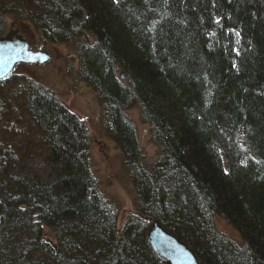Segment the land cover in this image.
Masks as SVG:
<instances>
[{
  "label": "trees",
  "instance_id": "trees-1",
  "mask_svg": "<svg viewBox=\"0 0 264 264\" xmlns=\"http://www.w3.org/2000/svg\"><path fill=\"white\" fill-rule=\"evenodd\" d=\"M46 1L0 0V35L16 18L42 44L76 39V72L110 111L142 214L116 229L86 166L83 122L28 79L23 105L58 169L41 184L11 148L0 150V264H164L147 240L148 218L199 264H264V0ZM114 63L129 86L115 80ZM135 106L158 145L144 167L122 116ZM7 110L0 103V129ZM21 150L25 162L31 150ZM9 159L16 177L3 173ZM215 215L240 242L214 226Z\"/></svg>",
  "mask_w": 264,
  "mask_h": 264
},
{
  "label": "rangeland",
  "instance_id": "rangeland-1",
  "mask_svg": "<svg viewBox=\"0 0 264 264\" xmlns=\"http://www.w3.org/2000/svg\"><path fill=\"white\" fill-rule=\"evenodd\" d=\"M4 23V34L17 28L19 33L28 41L32 50L45 52L48 55L49 59L44 64L20 62L16 68L14 67L16 69L14 70L16 72L25 71L24 75H30V78L41 83L50 92L51 96L53 95L59 100L63 108L74 113L86 125V131L92 136L90 138L91 145L87 144L88 156L86 158L87 163L91 166V170L98 179V189H95L99 190L101 194L99 196L104 203L108 200L112 204L115 203L121 206L122 211L117 218V226L119 229L122 228L128 213L134 212L131 198L134 189L132 186L133 180L130 179L131 172L127 176L128 171H125L123 168V157L119 148L112 142V137L108 135L109 131L106 129V124H109V120L104 116L106 115L104 113L106 110L105 105H102L90 83L86 79L87 82L80 80L75 74L78 67L77 51L75 50L78 47L76 39L72 38L61 46L47 47L42 44L39 36L28 24H22L16 18H6ZM1 86L0 93L3 91L8 93V97L0 98L1 105L7 106L8 109L7 116H2L5 119V126L0 129V150L3 154V152L8 151L9 147L13 146V149L15 146L19 148L23 147L19 142L23 141L22 139L24 138L22 137L18 142L15 135L16 128L21 127L24 129L25 131L16 134L24 135L26 138L36 139L38 135L33 130L31 131L32 123L26 120L29 125L26 124L24 115L20 113L18 104H22V102L19 101L20 97L17 98L12 95L10 83L6 81ZM137 108L135 106L127 114L137 130V141L142 153L141 155L145 163L149 164V161L156 156V149L153 143L147 140V133L144 130L145 127L141 124ZM6 133L10 134V138H8L9 136ZM33 148L34 150H38L31 153L32 159L35 160V153L42 151V149L39 145H33ZM11 154L13 155V153ZM17 159H19L18 165L23 164L26 168L28 167L26 161L24 162L21 158ZM20 162L22 163L20 164ZM5 165L8 168L7 170L10 167H16L11 159ZM50 175L49 171L45 173L46 177ZM108 201L107 204L109 205ZM215 223L222 233L228 234L237 242L240 241L237 231L223 219L217 218L215 219Z\"/></svg>",
  "mask_w": 264,
  "mask_h": 264
},
{
  "label": "bare ground",
  "instance_id": "bare-ground-1",
  "mask_svg": "<svg viewBox=\"0 0 264 264\" xmlns=\"http://www.w3.org/2000/svg\"><path fill=\"white\" fill-rule=\"evenodd\" d=\"M47 1H50V0H47ZM46 1V2H47ZM37 27L39 28L40 27V25H37ZM91 37H93V36H91ZM25 42H26V44H28V48H27V50L28 51H30V52H32V53H37V51H35V50H32L31 48H30V44L28 43V41L25 39ZM46 45L47 47H49V46H56V45H59V46H61L62 44H65L63 41H60V42H56V41H53V40H48V39H44L43 40V45ZM76 51H77V48L75 49ZM77 54V53H76ZM78 55V54H77ZM48 59H49V57L48 56H46V57H43L39 62H37V64H44V63H46L47 61H48ZM17 61H20V59H17ZM25 62H27V61H25ZM18 64H16V66H17ZM77 65H78V60H77ZM16 66H15V68H16ZM16 70V69H15ZM14 70V73L13 72H9V73H7L6 75H5V77L4 78H0V81L1 80H3V79H7V82H9L10 83V90H11V92H12V95L13 96H15V97H20L19 98V101L20 102H22V104H18V106H19V110H20V113H22L23 115H24V117H25V122H26V124H28V122H31L32 123V127H31V131L33 130L34 131V133L35 134H37L38 136L36 137V139L35 138H26V137H24V135H21V134H16V133H19V132H23V131H25L24 129H22L21 127H19L18 129L16 128L15 129V135L17 136L16 138H17V140H18V142L20 141V139L23 137L24 139H22L23 141H20L19 142V144L21 143V146H23V147H21V148H19V147H17V146H15L14 147V149H13V146L12 147H9V148H11V153H13V156H15V158H20L21 157V155H20V153L22 152V148L24 149V150H26V151H28V150H31V152L29 153V155L27 156L28 158H26L25 159V161L27 162V166H28V168L29 169H31L30 170V172L32 173V175H35V180H37L38 182H40L41 184H48V183H50V180H52V178L53 177H55L57 174H56V171L54 170L55 168L56 169H58V167L56 166V165H53L52 164V162H49V161H47L46 160V149L45 148H47V147H45L46 145L44 144V142L43 141H41V139L39 138V135H42L43 133H44V131H43V129H41V127L39 126V125H36V123H34V121H33V119L31 118V115H30V113L31 112H29V110H28V103H26L25 105H23L24 104V99L25 98H27L28 96H27V94H28V92H29V86H30V84H27V82H26V80H28L29 79V81L31 82V83H36V84H41V83H39V82H37V81H35L33 78H30V75H24L26 72L25 71H15ZM77 70V69H76ZM75 74H76V76H78V78L80 79V80H84V79H86L83 75H81V73H79V71H77V72H75ZM113 74H114V78H115V80L118 82V83H120V84H123V85H125V86H129L128 85V79H129V75L126 73V71L123 69V67H122V65L120 64V63H114V65H113ZM75 77V76H74ZM76 78V77H75ZM84 78V79H83ZM1 84H3V83H0V87H2L1 86ZM6 97H8V93L6 92H1L0 93V98H6ZM99 100L101 101V102H104L103 101V99L101 98H99ZM59 101V100H58ZM102 105H105V103L104 104H102ZM137 108V107H136ZM132 109V108H131ZM131 109H127L126 111H124V114L122 115L126 120H127V122L129 123V124H131V125H133V127H134V130H135V137H136V140H137V136H138V133H137V130L135 129V126H134V124H133V122H132V120L129 118V116H128V114H127V112L129 111V110H131ZM67 110V109H66ZM137 110H138V113H139V115H140V118H141V124H142V126L143 127H145V129L144 130H146V133H147V140L148 141H150V143H153L151 140H150V134H151V120H150V118L148 117V116H146V115H141V113H140V111H139V109L137 108ZM69 111V110H68ZM69 113H71V114H73L74 116H75V114L74 113H72L71 111H69ZM107 115H105V117L109 120V115H110V111H109V114L108 113H106ZM28 122H27V121ZM127 123V124H128ZM80 124H81V128L82 129H84V131L86 132V135H87V138H86V144H90L91 145V143H90V138H92V136L89 134V132H87L86 131V125L84 124V123H81L80 122ZM128 124V125H129ZM29 125V124H28ZM110 125H111V121L109 120V124L107 125L106 124V129H107V131H109V132H111L110 131ZM130 126V125H129ZM7 128H8V126H6ZM11 127H12V125H11ZM142 127V128H143ZM14 133V132H13ZM7 134V133H6ZM9 137L8 138H10V134H7ZM108 135H110L111 137H112V134L110 133H108ZM39 138V139H38ZM111 140H112V142H114L115 143V145H117V147L119 148V150L121 149L120 148V145H119V142H117L116 141V139L114 138V137H112L111 138ZM15 141V140H14ZM156 144V143H155ZM154 143H153V145L155 146V149H157V144L155 145ZM33 145H39V146H41V149H42V151H39L38 153H35V160H33L32 159V157H31V153H33L34 151H38V150H34V148H33ZM16 147H17V149H16ZM140 148V147H139ZM14 150H15V152H14ZM86 151L88 152V146H87V149H86ZM121 152V151H120ZM156 152V151H155ZM122 154V153H121ZM88 155V154H87ZM138 158V160H137V164L139 165V166H141V164L143 165V167L145 166V161H144V158H143V156L142 155H138L137 156ZM23 165V164H22ZM86 166L87 167H90L89 166V164L87 165L86 164ZM23 167H24V165H23ZM50 172V176L49 177H46L45 176V173L46 172ZM3 173H7V174H11L12 176H14V177H16L17 176V174H16V172H14V171H9V170H7V169H5V172H3ZM89 175H90V177H91V179H92V181H93V188H94V190H95V188H97V186H98V179H97V177L94 175V173H93V171L91 170V172L89 173ZM98 189V188H97ZM95 192H96V195H98L99 196V194H100V192H99V190H95ZM101 195V194H100ZM100 197V196H99ZM107 201L108 200H106L105 201V206L107 207H109V209H111V210H113L114 211V215H115V221H116V229L117 230H121L123 227H124V224H123V227L122 228H118V226H117V218H118V216H119V214H120V212L122 211L121 210V206L120 205H117V204H115V203H110L109 201V205L107 204ZM132 206H133V209H134V212H129L128 213V215H135V217L136 216H138V215H140V214H142V211L140 210V209H138L137 207H136V204H134L133 203V200H132ZM148 217V216H147ZM147 217H145L144 219H147ZM220 218V217H218L217 215H215L214 216V226L216 227V223H215V219H217V218ZM1 218H2V211H0V221H1ZM148 220H150V221H148L149 222V224H148V227H147V229H146V231H147V233H148V229H149V227L151 226V224H152V221H154V220H151V218H148ZM158 222V221H157ZM125 223V222H124ZM147 225H144V228L146 227ZM158 226H160L163 230H165L163 227H162V225L160 224V222H158ZM217 228V227H216ZM218 229V228H217ZM219 230V229H218ZM166 232H168L167 230H165ZM220 231V230H219ZM221 232V231H220ZM147 233H146V236H147ZM169 233V232H168ZM170 235H173L172 233H169ZM226 235V234H225ZM228 235V234H227ZM176 239H178L175 235H173ZM230 238H232L231 236H229ZM233 239V238H232ZM240 240H241V238H239ZM148 240V239H147ZM179 240V239H178ZM235 240V239H234ZM180 241V240H179ZM181 242H183V243H185L184 241H181ZM240 242V241H239ZM151 245V244H150ZM185 245H186V243H185ZM186 247H187V245H186ZM152 248V247H151ZM188 248V247H187ZM189 249V248H188ZM153 250V249H152ZM190 250V249H189ZM154 252V251H153ZM190 252H191V250H190ZM193 253V252H192ZM154 254H155V252H154ZM157 255V254H156ZM193 255L195 256V254L193 253ZM158 257V256H157ZM159 258V257H158ZM195 258H196V256H195ZM197 260V259H196ZM164 262V261H163ZM165 264V263H164Z\"/></svg>",
  "mask_w": 264,
  "mask_h": 264
},
{
  "label": "water",
  "instance_id": "water-1",
  "mask_svg": "<svg viewBox=\"0 0 264 264\" xmlns=\"http://www.w3.org/2000/svg\"><path fill=\"white\" fill-rule=\"evenodd\" d=\"M11 35L8 34L4 38H0V78L5 76L17 59L39 62L43 57L48 56L45 52L32 53L28 51V44L21 35H16L14 39ZM147 239L155 254L165 264H199L185 243L158 226L157 220L152 221Z\"/></svg>",
  "mask_w": 264,
  "mask_h": 264
},
{
  "label": "snow or ice",
  "instance_id": "snow-or-ice-1",
  "mask_svg": "<svg viewBox=\"0 0 264 264\" xmlns=\"http://www.w3.org/2000/svg\"><path fill=\"white\" fill-rule=\"evenodd\" d=\"M217 23H219V21H217ZM236 35H239V33H236Z\"/></svg>",
  "mask_w": 264,
  "mask_h": 264
}]
</instances>
